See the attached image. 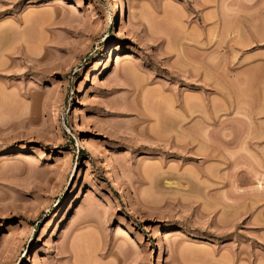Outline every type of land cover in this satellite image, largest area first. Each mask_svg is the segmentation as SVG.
<instances>
[{
	"label": "rangeland",
	"instance_id": "1",
	"mask_svg": "<svg viewBox=\"0 0 264 264\" xmlns=\"http://www.w3.org/2000/svg\"><path fill=\"white\" fill-rule=\"evenodd\" d=\"M0 264H264V0H0Z\"/></svg>",
	"mask_w": 264,
	"mask_h": 264
},
{
	"label": "bare ground",
	"instance_id": "2",
	"mask_svg": "<svg viewBox=\"0 0 264 264\" xmlns=\"http://www.w3.org/2000/svg\"><path fill=\"white\" fill-rule=\"evenodd\" d=\"M119 2H121L120 0H118ZM123 3V2H122ZM122 10H123V6H122ZM175 39V38H174ZM118 60H120V58H118ZM166 115V114H165ZM166 118V117H165ZM156 119H158V118H156ZM160 120H162V119H160ZM163 120H164V118H163ZM159 121V120H158ZM165 121V120H164ZM116 171V170H115ZM120 176V175H119ZM118 180H120L119 178H118ZM118 182V181H117ZM119 185V184H118ZM88 196H89V194H88ZM91 213V212H90ZM91 215V214H90ZM62 216H63V213L61 214V211H60V213H57V215L55 216V220H56V224H57V229L61 226V224H62V221H63V219H62ZM88 217H89V214L87 213V218L86 219H88ZM52 222H54V221H52ZM21 225V224H20ZM23 225V224H22ZM54 226V227H55ZM46 229V228H45ZM44 232H46V230L45 231H43V234H45ZM42 234V235H43ZM46 235V234H45ZM9 237V236H8ZM44 238V237H43ZM41 248V247H40Z\"/></svg>",
	"mask_w": 264,
	"mask_h": 264
}]
</instances>
